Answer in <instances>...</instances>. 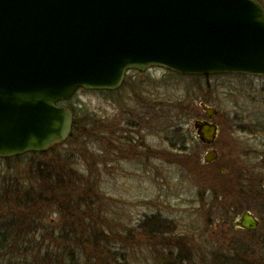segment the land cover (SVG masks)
<instances>
[{"label":"rangeland","instance_id":"1","mask_svg":"<svg viewBox=\"0 0 264 264\" xmlns=\"http://www.w3.org/2000/svg\"><path fill=\"white\" fill-rule=\"evenodd\" d=\"M201 102L218 109L212 120L221 132L211 146L198 139L194 127L195 120L208 117ZM64 104L74 108L79 120L91 115L97 124L100 119L101 129L121 137L120 146L110 138L103 144L102 137L96 138L99 143L88 137L89 152L83 158L100 176L104 218L118 225L114 231L126 228L135 243L125 248L131 252L129 262L157 264L160 254L170 251L155 246L163 237L156 238L154 230L166 233L165 240L172 244L184 233L182 246L171 250L187 251L195 259L201 252L207 263L235 256H246L254 264L264 260V200L255 196L256 190L248 194L251 186L263 190L264 185V75H184L159 66L133 69L118 90L79 89ZM69 146L53 156L85 168ZM211 148L219 155L206 164L204 156ZM49 160L38 158L42 165ZM28 162H20L25 167L14 162L7 169L0 160V176L21 170L31 174ZM245 210L260 217L258 229L235 228V219ZM198 240L202 247L196 251Z\"/></svg>","mask_w":264,"mask_h":264},{"label":"water","instance_id":"2","mask_svg":"<svg viewBox=\"0 0 264 264\" xmlns=\"http://www.w3.org/2000/svg\"><path fill=\"white\" fill-rule=\"evenodd\" d=\"M264 75L258 0H0V157L45 152L72 134L62 101L80 88L116 90L129 70ZM200 105L208 117L214 106ZM211 145L217 122H194ZM210 149L205 163L218 158ZM264 190V185H263ZM236 228L260 220L245 210Z\"/></svg>","mask_w":264,"mask_h":264},{"label":"trees","instance_id":"3","mask_svg":"<svg viewBox=\"0 0 264 264\" xmlns=\"http://www.w3.org/2000/svg\"><path fill=\"white\" fill-rule=\"evenodd\" d=\"M259 1L264 5L262 0ZM72 110L74 111V108ZM74 114L73 133L64 144L43 153L30 152L0 158L7 165V169L14 162L22 167L27 165V159L32 160L28 162L31 163V174L21 170V173L8 172L0 176V264H132L128 261L131 252L125 251V248L135 244L130 240V232H127L126 228H120V232L115 230L116 234L114 229L118 228V225L104 218L102 204L105 199L98 185L100 176H96L97 171H93V165L83 158L89 152L86 142L88 137L95 140L102 137L103 144L110 140L114 144L122 142L108 129H101L100 119L99 126L96 120L89 119L91 115L85 118L87 122L80 118L81 124L79 115L75 111ZM83 128L88 131H83ZM81 139L84 141H80ZM67 145H71L69 151L72 150L85 162L81 165L85 167L81 168L84 171H80V168L74 167L68 161L66 164L61 157L57 158V154L53 156L56 150L66 148ZM94 147L98 149L97 146ZM47 156L50 158L49 163L40 164L38 158ZM20 162L25 164L21 165ZM241 190L244 193L249 192L245 187H241ZM255 190V196L264 200L262 189L251 186L248 194L253 195ZM231 207L234 209L233 205ZM223 212L230 216L227 208ZM54 215L56 218H53ZM226 215L220 214L223 218ZM231 223L229 226H232ZM166 235L158 234L157 230H154L156 238L163 237L161 243L155 246L161 245L165 250H170L164 251L159 257L155 255L158 257L157 264H254L249 262L246 256L241 257L243 259L235 256L228 257L225 261L215 260L214 263L211 260L207 263V257L201 252H198V259L191 257L184 250L174 253L175 250H171V247L180 248L185 234L180 233L179 236L184 237H178L177 243L174 244L165 240ZM124 236H129L128 245ZM193 246L196 251L202 247L199 240ZM254 246L257 247L256 244ZM249 247L252 251L255 248L251 245ZM258 264H264V260Z\"/></svg>","mask_w":264,"mask_h":264},{"label":"flooded vegetation","instance_id":"4","mask_svg":"<svg viewBox=\"0 0 264 264\" xmlns=\"http://www.w3.org/2000/svg\"><path fill=\"white\" fill-rule=\"evenodd\" d=\"M201 120L204 122V121H209V122H216V121H214V120H212V118H209V117H205V118H201ZM218 124V123H217ZM219 125V124H218ZM219 127H220V125H219ZM119 138H121V137H119ZM121 141V140H120ZM255 215H256V217L260 220V223H261V219H260V217L256 214V213H254ZM246 230V229H245Z\"/></svg>","mask_w":264,"mask_h":264}]
</instances>
